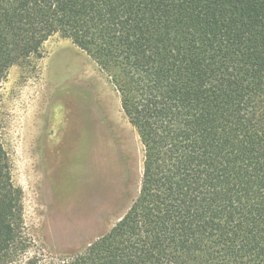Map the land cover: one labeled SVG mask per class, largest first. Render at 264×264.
Segmentation results:
<instances>
[{"label":"trees","instance_id":"obj_1","mask_svg":"<svg viewBox=\"0 0 264 264\" xmlns=\"http://www.w3.org/2000/svg\"><path fill=\"white\" fill-rule=\"evenodd\" d=\"M55 33L112 73L139 188L81 251L29 255L0 118V264H264V0H0V86Z\"/></svg>","mask_w":264,"mask_h":264},{"label":"rangeland","instance_id":"obj_2","mask_svg":"<svg viewBox=\"0 0 264 264\" xmlns=\"http://www.w3.org/2000/svg\"><path fill=\"white\" fill-rule=\"evenodd\" d=\"M0 118L29 255L81 251L135 198L142 145L112 73L71 39L55 33L8 69Z\"/></svg>","mask_w":264,"mask_h":264}]
</instances>
